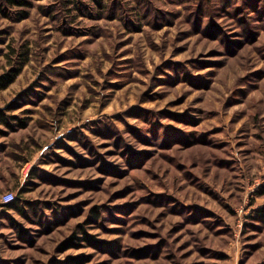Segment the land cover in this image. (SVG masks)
I'll return each instance as SVG.
<instances>
[{"label":"rangeland","instance_id":"1","mask_svg":"<svg viewBox=\"0 0 264 264\" xmlns=\"http://www.w3.org/2000/svg\"><path fill=\"white\" fill-rule=\"evenodd\" d=\"M29 1L0 0V264H264V0Z\"/></svg>","mask_w":264,"mask_h":264},{"label":"trees","instance_id":"2","mask_svg":"<svg viewBox=\"0 0 264 264\" xmlns=\"http://www.w3.org/2000/svg\"><path fill=\"white\" fill-rule=\"evenodd\" d=\"M9 7H31V2L29 0H4ZM3 2V3H4ZM19 73H7L0 76V92L6 90L10 85H12ZM7 123V122H6ZM21 198L17 196L15 202L6 205L11 210L18 211L21 205Z\"/></svg>","mask_w":264,"mask_h":264},{"label":"built area","instance_id":"3","mask_svg":"<svg viewBox=\"0 0 264 264\" xmlns=\"http://www.w3.org/2000/svg\"><path fill=\"white\" fill-rule=\"evenodd\" d=\"M17 199V196L15 193L13 192H8L6 194H4L0 200V202L3 204V205H8V204H11L13 202H15Z\"/></svg>","mask_w":264,"mask_h":264},{"label":"crops","instance_id":"4","mask_svg":"<svg viewBox=\"0 0 264 264\" xmlns=\"http://www.w3.org/2000/svg\"><path fill=\"white\" fill-rule=\"evenodd\" d=\"M11 192V191H10ZM3 209H5V210H9V211H14V210H11V209H9L8 207H6V205H3L2 203H0V213H1V210H3Z\"/></svg>","mask_w":264,"mask_h":264}]
</instances>
